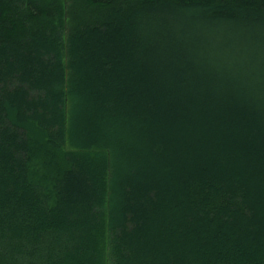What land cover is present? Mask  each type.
<instances>
[{
    "label": "trees",
    "instance_id": "1",
    "mask_svg": "<svg viewBox=\"0 0 264 264\" xmlns=\"http://www.w3.org/2000/svg\"><path fill=\"white\" fill-rule=\"evenodd\" d=\"M0 264H264V0H0Z\"/></svg>",
    "mask_w": 264,
    "mask_h": 264
}]
</instances>
